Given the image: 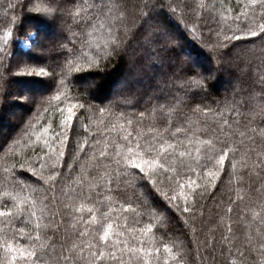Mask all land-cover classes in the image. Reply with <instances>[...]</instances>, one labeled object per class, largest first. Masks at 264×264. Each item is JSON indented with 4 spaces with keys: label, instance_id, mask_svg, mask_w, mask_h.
<instances>
[{
    "label": "trees",
    "instance_id": "16d2710c",
    "mask_svg": "<svg viewBox=\"0 0 264 264\" xmlns=\"http://www.w3.org/2000/svg\"><path fill=\"white\" fill-rule=\"evenodd\" d=\"M138 1L47 0V21L28 0H0V264H25L8 245L32 264H95L97 249L123 253L115 264H264V8ZM155 26L149 51L133 32ZM118 30L128 55L106 57ZM141 158L165 167L126 187V161Z\"/></svg>",
    "mask_w": 264,
    "mask_h": 264
},
{
    "label": "snow or ice",
    "instance_id": "6c2138e0",
    "mask_svg": "<svg viewBox=\"0 0 264 264\" xmlns=\"http://www.w3.org/2000/svg\"><path fill=\"white\" fill-rule=\"evenodd\" d=\"M251 2L253 4H255L257 2V0H251ZM260 4L261 7L264 8V0H260ZM114 19H119L118 17H115ZM123 28L125 31L128 30V26L127 24L123 25ZM160 28L159 26H155L152 27L151 31H146L141 33V29L140 28H136L135 31L133 32V39H135L137 41V43L143 42V45L145 46L146 50H149V46L151 44L157 43L159 41V34H160ZM261 35H264V27H261V31H260ZM251 36H256L257 33L255 31H251L250 32ZM226 41L227 40H239L241 39V37L235 36L233 35L232 37H228L225 36L224 38ZM132 44V40H129L127 43H125L124 41H122L121 39V35L119 30L114 32V33H110V39L109 41L104 45V49H105V56L106 57H110L111 55H121V57L123 58V56L128 55V48L131 46ZM141 61L139 58H130L129 63L132 65L133 68H135V66L137 64H139ZM98 63V62H97ZM41 74H43V69H41ZM194 83H196L198 85V87L200 88H204L205 87V78L204 77H200L199 80L194 81ZM75 107L74 105L72 107H69L67 109L68 115L65 117V121L68 123H71L73 120V111L72 108ZM81 108H83V105L80 106ZM101 111H103V109H101ZM179 131V130H178ZM65 139H67V137H65ZM129 151H131V149H129ZM161 151H163V148H161ZM222 152H224L223 149H221ZM61 155H63V153H61ZM181 155H183V153H181ZM227 155V152H224V154L220 155L219 157V163L221 166H223L224 164V160H225V156ZM126 164L129 165L131 167L132 171V178L131 181H124L125 186L126 187H138L140 186L139 184H135V181L139 180V181H146L148 185H154L157 181V177L155 175V172L157 169H164L165 165L164 164H158L157 161L155 159H143L141 158L139 162H137L135 159L126 161ZM164 173H162L161 178L163 177ZM209 176H212L213 173H208ZM166 199H168L169 204H171L172 201L176 200L175 196H172L170 198L165 197ZM178 207V205H177ZM82 209L81 208H77L76 211L80 212ZM184 211H188L187 208L184 209ZM0 215H5V213L0 212ZM95 219V217H93V220ZM111 228V225H108L103 233L99 236V241L101 242V247H103V245L107 242V240L109 239V229ZM127 247V245H126ZM8 250L10 252H18V255L20 257V259L22 261L25 262V264H32V260L35 258V253L32 251H28L27 249H13L11 245H8ZM137 250L135 248H130L129 249V253H135ZM140 251L142 252L143 249H140ZM122 255L121 254L120 257H117L115 254V251H113L112 253L108 254L106 257V253L102 250L97 249V251L95 252H91V256L95 262V264H103L104 260L110 259L113 261V264H115V262L117 260H121L122 261ZM65 260V264H67V261L69 259V257H62ZM17 259V257L15 255L12 256V260L15 261ZM130 260H133V256L130 255ZM138 264V262H137Z\"/></svg>",
    "mask_w": 264,
    "mask_h": 264
},
{
    "label": "rangeland",
    "instance_id": "374dc122",
    "mask_svg": "<svg viewBox=\"0 0 264 264\" xmlns=\"http://www.w3.org/2000/svg\"><path fill=\"white\" fill-rule=\"evenodd\" d=\"M29 2H30V5H29V10H30V12L31 13H37V14H43L42 15V17H44V20H47V21H50L52 18H53V13L56 11V9L55 8H49L48 7V2H47V0H28ZM146 1H148V3L149 2H151V0H139L138 2V7L140 6V7H143L144 5H145V2ZM152 2H153V0H152ZM139 15V12L137 13V15H136V17ZM129 17H127V19H128ZM138 18H140V17H138ZM123 21V20H122ZM136 21V20H135ZM136 23H138V21L137 22H135L132 26H131V28L132 27H134V25L136 24ZM57 34H58V32L57 31H54V30H50V32H49V35H48V37L50 38V40L52 39V38H54V37H56L57 36ZM37 39V37H36V35L34 34V33H31L28 37H26V38H23V39H21L20 40V42H19V44H18V46H19V48L21 49V50H24V51H29L31 48H32V46H33V41L35 42V40ZM45 60H47V54L45 53ZM193 67H195V66H193ZM195 68H197V67H195ZM207 69H208V67H207ZM238 77H239V75H238ZM225 83V85H223L224 87H227V88H229V90H231L232 91V84H230L229 83V81L228 80H226V82H224ZM136 85H138V84H136ZM159 85V84H158ZM87 87V89H89L90 87H88V86H86ZM158 89H157V91H160V88H162V86L161 85H159L158 87H157ZM221 88V87H220ZM231 88V89H230ZM44 90H40L39 92H37L36 94H34V95H31V97H37L38 95H40L42 92H43ZM137 92H139V90H137ZM31 97H29V96H23V98H24V100H27L28 102H30V100H31ZM113 97H114V95H113ZM17 116L19 115V114H21L22 113V111H17ZM9 118V117H8ZM10 119H11V114H10ZM13 120V119H12ZM13 122H15V121H13ZM3 129V128H2ZM3 132H2V137H3V135H4V133L5 134H7V133H9L10 132V129L9 128H7L6 130L5 129H3L2 130ZM2 137H0V139H2ZM181 228L183 229V232H186V227L183 225H181ZM186 233H188V232H186Z\"/></svg>",
    "mask_w": 264,
    "mask_h": 264
}]
</instances>
